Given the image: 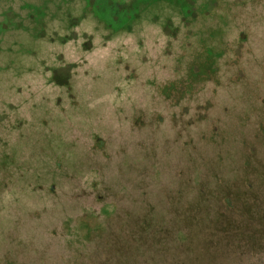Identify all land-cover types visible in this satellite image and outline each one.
Here are the masks:
<instances>
[{"label":"rangeland","instance_id":"1","mask_svg":"<svg viewBox=\"0 0 264 264\" xmlns=\"http://www.w3.org/2000/svg\"><path fill=\"white\" fill-rule=\"evenodd\" d=\"M0 264H264V0H0Z\"/></svg>","mask_w":264,"mask_h":264}]
</instances>
